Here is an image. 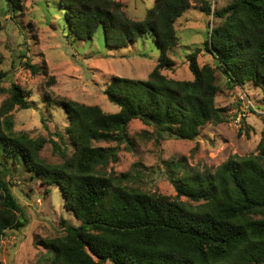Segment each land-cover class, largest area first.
<instances>
[{
  "label": "trees",
  "instance_id": "obj_1",
  "mask_svg": "<svg viewBox=\"0 0 264 264\" xmlns=\"http://www.w3.org/2000/svg\"><path fill=\"white\" fill-rule=\"evenodd\" d=\"M6 1L14 13L23 10L25 0ZM210 2L205 0L204 12L209 13ZM60 3L77 38L90 39L102 29L109 46L126 47L149 34L160 51L158 62L147 79H111L104 94L119 107L116 112L53 99L66 113V132L75 150L60 164L41 157L46 138L15 131L12 111L31 105L25 90L11 85L0 106V240L7 230H21L29 220L5 178L12 162L58 185L79 221L64 222V235L39 240L47 253L37 264H264V128L258 154L232 155L214 172L179 177L181 162L166 161L175 197L123 184L130 172L116 176L106 170L119 161V145H94L131 144L128 125L133 119L153 126L157 142L169 137L195 140L207 124L224 121V109L216 104V68L232 84L264 88V0H230L217 12L223 22L204 43L216 66L199 65L200 48L188 53L192 80L162 72L176 64L169 56L179 42L175 22L191 7L190 0H154L140 20L130 18L116 0ZM50 141L59 150L58 142Z\"/></svg>",
  "mask_w": 264,
  "mask_h": 264
},
{
  "label": "rangeland",
  "instance_id": "obj_2",
  "mask_svg": "<svg viewBox=\"0 0 264 264\" xmlns=\"http://www.w3.org/2000/svg\"><path fill=\"white\" fill-rule=\"evenodd\" d=\"M116 1L136 20L143 19L154 4V0ZM190 2L191 7L175 22L179 42L169 56L176 64L162 70L167 77L178 80L194 78L187 55L197 48L201 49L200 66H216L213 56L204 50V43L210 31L223 22L216 14L230 0H211L209 13L203 11L205 0ZM23 4V10L14 13L6 0H0V106L9 96L11 85L19 84L31 107L12 111L15 131L46 138L41 157L50 164H60L75 150L66 132V113L53 99H73L98 105L105 112H116L119 107L104 94L106 85L114 76L147 79L160 51L149 34L126 47L109 46L102 29L90 39L77 38L60 0H25ZM28 64L39 70L34 72ZM216 79V104L224 109L223 122L207 124L195 140L169 137L157 142L153 126L133 119L128 125L131 144L94 143L120 147L119 161L109 163L107 172L114 171L116 176L130 172L131 177L123 184L175 197L177 191L169 179L166 161L181 162V177L187 172H214L232 155L258 154L264 128V88L253 83L232 84L220 68H216ZM50 140L58 142L59 150ZM9 168L5 178L29 220L21 230H7L0 240V264H37L47 253L39 240L64 235V222L78 225L79 221L66 205L58 185L45 183L25 164L10 162Z\"/></svg>",
  "mask_w": 264,
  "mask_h": 264
},
{
  "label": "built area",
  "instance_id": "obj_3",
  "mask_svg": "<svg viewBox=\"0 0 264 264\" xmlns=\"http://www.w3.org/2000/svg\"><path fill=\"white\" fill-rule=\"evenodd\" d=\"M255 110H257V108H255Z\"/></svg>",
  "mask_w": 264,
  "mask_h": 264
}]
</instances>
